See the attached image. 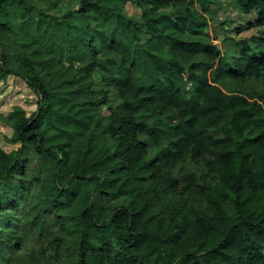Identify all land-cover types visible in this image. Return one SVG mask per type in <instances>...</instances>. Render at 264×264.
Returning a JSON list of instances; mask_svg holds the SVG:
<instances>
[{"label":"trees","instance_id":"1","mask_svg":"<svg viewBox=\"0 0 264 264\" xmlns=\"http://www.w3.org/2000/svg\"><path fill=\"white\" fill-rule=\"evenodd\" d=\"M31 1L0 0V80L38 97L11 120L20 148L0 146V212L30 192L39 157V213L63 232L58 252L70 247L59 264H264V0H236L258 14L237 34L262 38L225 65L206 17L218 0H136L140 19L126 15L131 0H80L64 15H35ZM253 80L262 90L249 98ZM186 160L205 167L202 181L176 177ZM1 250L6 264L13 249Z\"/></svg>","mask_w":264,"mask_h":264},{"label":"rangeland","instance_id":"2","mask_svg":"<svg viewBox=\"0 0 264 264\" xmlns=\"http://www.w3.org/2000/svg\"><path fill=\"white\" fill-rule=\"evenodd\" d=\"M190 0H186L188 2ZM55 7H51L50 3ZM136 0L126 3V15L130 18L140 19L141 10L136 5ZM31 3L35 7V15L41 12L50 11L64 15L70 9L79 6L80 0H32ZM197 11H201L198 5L195 6ZM202 13V12H201ZM209 21L208 32L213 43L217 44L224 55L223 65L226 61L231 62L232 56H238L242 46L238 43L247 42L252 49V54L256 55L255 46L257 41L262 38V28H253L246 30L242 34H237V29L246 26L249 22H254L258 18L256 12L249 15L243 14L236 0H218L217 4L211 6V11L206 15ZM219 69V67H218ZM218 69H214L211 74L215 76ZM98 88L100 87V79L95 74ZM227 89H235L233 81L228 80ZM262 90L260 82L253 80L243 86V91L247 97H257ZM113 103L116 106L119 100L114 97ZM38 97L37 94L26 84V82L18 77H8L6 80H0V146L7 152H13L20 148L21 144L16 142L14 128L11 120L15 117H30L37 111ZM107 114V111H104ZM140 138L149 148V158L154 159L157 156L155 143L150 140L147 135L141 134ZM33 168L27 170L26 183L31 184L30 192L25 195L14 192L13 200L15 203L9 205L7 198L2 199L3 211L0 212V240L5 248H12L13 253L10 261L6 264H59L57 255L61 253L67 258L70 250L66 244L57 250V242L54 241L55 236H61L63 233L60 226L56 224L54 227L49 226L50 218H43L38 210L39 204H43L38 199L40 194V185L43 183V175L47 172L48 160L36 157L32 161ZM35 168V169H34ZM46 171V172H45ZM42 173L41 175H39ZM196 173L197 177L202 181L206 174L205 167L194 164L191 160H186L179 164L176 177L182 179L185 175ZM0 191V196L3 198ZM94 201L100 203L101 198L96 195ZM104 204H121L118 199H104ZM77 210L74 205L66 208L63 216L69 218ZM38 216V217H37ZM9 252V250L7 251ZM7 252L1 250L2 255ZM65 264V260L64 263Z\"/></svg>","mask_w":264,"mask_h":264}]
</instances>
